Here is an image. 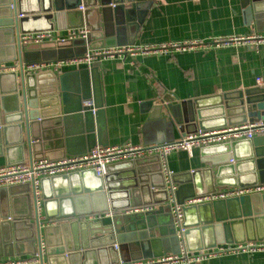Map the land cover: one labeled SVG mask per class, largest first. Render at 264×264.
Returning a JSON list of instances; mask_svg holds the SVG:
<instances>
[{
  "label": "water",
  "instance_id": "water-1",
  "mask_svg": "<svg viewBox=\"0 0 264 264\" xmlns=\"http://www.w3.org/2000/svg\"><path fill=\"white\" fill-rule=\"evenodd\" d=\"M133 1L0 0V61H17L16 69L0 72V144L20 155L18 162L7 164L24 163L25 156L27 162L60 160L108 144L97 67L92 64L60 73L26 71L23 65L33 61L26 58L23 62L22 51L28 53L31 44L21 45L20 35L54 26L87 28L84 38L49 43L56 45L57 59L127 44V38L121 39H125L137 5L127 7L125 2ZM252 1H262L264 6V0ZM40 60L47 59H35ZM213 98L210 103L190 100L186 108L181 103V110L167 105L169 128L177 127L185 135L264 120V86ZM262 136L260 140L256 136L202 146L205 157L201 160L206 165L196 172L167 175L154 154L110 163L104 176L85 169L43 177L39 197L29 183L0 187V257L28 253L37 258L31 264H85L96 255L100 264H117L164 255L165 247L174 244L170 253H177L179 241L168 193L180 204L218 187L264 182ZM38 201L43 215L37 210ZM153 204L157 206L153 211H131ZM181 209L182 237L189 251L264 240V192L182 205ZM107 210L112 211L109 223L87 218ZM163 211L168 220L163 226L168 229L157 236L150 216Z\"/></svg>",
  "mask_w": 264,
  "mask_h": 264
},
{
  "label": "crops",
  "instance_id": "crops-1",
  "mask_svg": "<svg viewBox=\"0 0 264 264\" xmlns=\"http://www.w3.org/2000/svg\"><path fill=\"white\" fill-rule=\"evenodd\" d=\"M125 4L127 7L131 4L137 5L132 14L133 19L129 21L125 39H121L123 42L127 38V43L147 44L191 38L206 39L212 36L264 31L262 1L135 0ZM78 8L80 9V6ZM68 30L69 28L64 26H54L52 30L47 31L55 36H66ZM112 43L111 40L108 41L109 45ZM26 58L29 61L39 58L47 59L44 61L55 60L56 45L31 44L28 53L22 51V61L25 62ZM1 62L11 66L17 65L16 60ZM88 66L67 65L54 71L56 73L74 71ZM93 66H96L99 72L98 91L103 104L107 145L123 143L148 145L172 141L183 136L177 127L169 128L167 105L181 110V103H184L186 108L187 102L193 99L211 102L217 94L230 95L237 91L263 87L264 44L256 48L240 45L125 59L106 58L93 63ZM13 69H16V66ZM257 77L261 78V84L256 83ZM209 106L214 107L212 104ZM214 128L219 127L210 129ZM262 137L260 135L256 139L260 140ZM5 149H8V152ZM19 156L16 149L9 150L8 146L0 144V166L8 162H18ZM204 157L202 147H194L190 151L174 150L165 156L161 164L162 166L164 164V168L171 172L170 174L196 172L206 165L201 160ZM27 159L25 156V161ZM197 176L200 179L204 177L203 174ZM225 187L230 186L218 187L217 190ZM40 192L39 188V196ZM39 204L40 213L43 215L41 202ZM150 206H153V209L149 211L157 208L155 204ZM106 212L110 215L102 217L103 223L111 221L112 211ZM150 220L154 222H150L151 224H156L154 230L157 236L168 229L163 226L168 222L165 211L151 214ZM157 225L161 230L157 229ZM175 248V244L166 246V253ZM16 257L30 258L32 255L14 254L0 258ZM85 264H100V260L93 255ZM190 264H264V252L231 254Z\"/></svg>",
  "mask_w": 264,
  "mask_h": 264
},
{
  "label": "built area",
  "instance_id": "built-area-1",
  "mask_svg": "<svg viewBox=\"0 0 264 264\" xmlns=\"http://www.w3.org/2000/svg\"><path fill=\"white\" fill-rule=\"evenodd\" d=\"M80 8H82L80 6ZM87 28L69 29L66 36H55L50 31H35L20 35L21 44H39L51 42H64L74 38H84ZM264 44L263 32H250L248 34L212 36L206 39L191 38L182 40H169L159 43L136 44L127 43L122 45L104 46L100 48L88 49L82 56L72 58L55 59L51 61H33L23 66L24 70L35 72L42 69L58 70L67 65H91L102 59H125L144 55L170 54L182 51L210 50L212 48H225L235 46L258 47ZM14 66L0 63V72L13 69ZM256 83L261 84V78H256ZM90 101L84 104L89 105ZM264 135V120L245 122L235 125H226L214 129H198L194 133L185 134L172 141L132 145L130 143L101 146L96 145L90 151L66 156L60 160H48L46 158L34 159L30 162L6 164L0 166V187L14 184L29 183L35 188V194L39 197V183L43 177L68 174L70 172L93 169L98 176L106 174L107 165L120 160L134 159L137 157L158 155L161 162L165 156L174 150L190 151L194 147L231 142L238 139H252L256 136ZM162 170L167 175L168 172L162 166ZM264 192V182L250 186H230L213 193L196 195L183 200L178 204L175 202L173 194L168 193L169 211L172 216L175 233L179 241V251L177 253H166L153 258L133 259L128 262L120 261L117 264H190L192 262H202L211 258L231 254H251L264 252V240L250 241L244 243H222L214 247L197 251L187 250L182 233L184 228L182 205H192L210 201L212 199H223L227 197L239 196L243 194ZM153 206L135 207L131 211H149ZM37 210L40 211L39 201ZM110 215L109 212L94 213L87 216L88 219H99ZM37 262L36 257L30 258H0V264H31Z\"/></svg>",
  "mask_w": 264,
  "mask_h": 264
}]
</instances>
